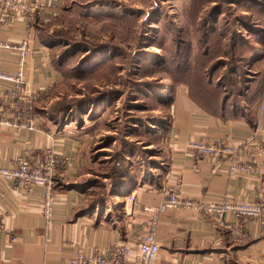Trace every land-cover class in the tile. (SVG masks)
Instances as JSON below:
<instances>
[{"label": "crops", "instance_id": "crops-1", "mask_svg": "<svg viewBox=\"0 0 264 264\" xmlns=\"http://www.w3.org/2000/svg\"><path fill=\"white\" fill-rule=\"evenodd\" d=\"M44 4L29 17L10 24L0 21V40L29 38L24 77L37 97L59 76L33 22L36 17H50L60 4L59 0H44ZM16 58V53L0 47V66L12 67ZM245 92L249 99L238 100L234 112L209 111L190 98L177 100L167 133V166L161 171L155 170L158 166L139 169L132 183L124 184L105 205L91 207L81 188L86 185L88 166H84L80 132L56 125L37 108L35 112L36 97L31 104L35 129L0 123V166H11L17 156L34 158L45 149L69 158L55 171L51 223L41 213L40 187L26 192L0 179V264H65L74 255L68 247L71 243L104 249L123 242L136 254L144 222L150 217L147 207L170 190L196 201L228 196L233 200L253 197L264 203V154H259L264 145V67L254 72ZM189 137H226L238 148L240 158L258 172L230 173L226 162L189 156L185 147ZM130 191L135 193L134 203L124 201ZM155 236L159 252L154 264H264V222L247 217L229 215L227 225L219 226L202 209H168L157 219Z\"/></svg>", "mask_w": 264, "mask_h": 264}, {"label": "rangeland", "instance_id": "rangeland-1", "mask_svg": "<svg viewBox=\"0 0 264 264\" xmlns=\"http://www.w3.org/2000/svg\"><path fill=\"white\" fill-rule=\"evenodd\" d=\"M59 4L53 15L35 20L34 30L63 69L32 107L79 130L88 201L112 198L111 175L121 168L134 176L139 169L167 166L165 127L177 100L220 98L206 84L245 86L264 67V0ZM252 50L253 58L261 57L245 64ZM61 156L57 166L69 158Z\"/></svg>", "mask_w": 264, "mask_h": 264}, {"label": "built area", "instance_id": "built-area-1", "mask_svg": "<svg viewBox=\"0 0 264 264\" xmlns=\"http://www.w3.org/2000/svg\"><path fill=\"white\" fill-rule=\"evenodd\" d=\"M44 6V0H0V21L10 24L20 17H29ZM28 39L27 36L19 41L0 40L1 48L17 54L12 67L0 66V123L35 129L31 104L38 93L27 85L24 77L26 57L30 50ZM185 147L189 156L206 157L216 163L226 162L230 173L258 172L251 162L240 158L238 148L226 137L221 140L189 137ZM261 153L264 154V145L260 147ZM61 160V154L55 155L52 150L45 149L34 158L17 156L11 166H0V179L11 182L13 188L20 187L26 192H31L34 187L41 188V213L47 223H51L53 218L56 198L54 175ZM124 198L126 203H134L135 193L130 191ZM181 207L202 209L219 226L227 225L229 215L264 222V203L257 198L233 200L222 196L215 200L196 201L182 198L176 190H170L155 205L147 207L150 217L144 222L136 254L123 242L113 243L104 249L97 245L86 249L71 243L68 247L74 251V255L65 264H154L159 252L155 236L157 219L162 212Z\"/></svg>", "mask_w": 264, "mask_h": 264}, {"label": "trees", "instance_id": "trees-1", "mask_svg": "<svg viewBox=\"0 0 264 264\" xmlns=\"http://www.w3.org/2000/svg\"><path fill=\"white\" fill-rule=\"evenodd\" d=\"M37 19L34 18V26H35V20ZM39 39L45 43L48 47H50L49 44H47L46 40L39 37ZM253 52H255V50H252L251 52H249V54L247 55V57L245 58V64H251V62H253L257 57H261L259 54H255L253 58ZM251 60V61H250ZM53 66L55 67V69L57 71H59V68H62L63 65L61 63L55 64L52 60H51ZM63 69V68H62ZM231 75V74H230ZM208 86L214 87L216 91H219L221 93L220 98H212L209 100H203V101H199L198 103L200 105H202L203 107H205V109H209V111H213V112H219L221 110H225L226 112H234L236 111V109L238 108V100H245V99H249L250 95L246 94V87L247 84L245 86H237L235 83L232 84V82L230 81L229 84H216V85H211L210 84H206ZM205 101L207 104H205ZM213 104L219 109L215 110V108H212ZM53 115L55 114H50L48 117L51 118V120H53L56 125L62 126V119H56L53 117ZM56 117V116H55ZM166 128V134L168 133V128H169V124L165 127ZM117 174L115 173V177L113 175L111 178V186L109 187V192H107L108 196H114L118 193V191L120 189H122L121 187L126 184V183H132L133 178L132 176L127 172V170H124L123 168H121ZM122 184V185H121ZM129 187V186H127ZM82 189L87 188V185L83 184V186H81ZM103 195L101 196H97L95 198H92L91 201L88 202V206H93L95 204L104 202L106 200L102 199ZM110 198V197H109Z\"/></svg>", "mask_w": 264, "mask_h": 264}]
</instances>
